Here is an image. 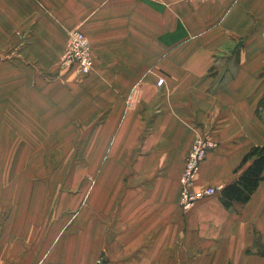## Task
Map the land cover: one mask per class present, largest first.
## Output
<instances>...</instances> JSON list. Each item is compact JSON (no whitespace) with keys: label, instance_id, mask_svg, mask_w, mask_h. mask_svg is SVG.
Wrapping results in <instances>:
<instances>
[{"label":"crops","instance_id":"1","mask_svg":"<svg viewBox=\"0 0 264 264\" xmlns=\"http://www.w3.org/2000/svg\"><path fill=\"white\" fill-rule=\"evenodd\" d=\"M73 30L87 75L59 67ZM198 136L195 189L264 146V0H0L1 264H264V170L244 204L181 209ZM64 176L75 197L43 185Z\"/></svg>","mask_w":264,"mask_h":264},{"label":"built area","instance_id":"2","mask_svg":"<svg viewBox=\"0 0 264 264\" xmlns=\"http://www.w3.org/2000/svg\"><path fill=\"white\" fill-rule=\"evenodd\" d=\"M207 1V0H196ZM93 59L91 56V45L86 37L77 30L69 33L67 47L60 58V67L62 69L73 70L78 75H87L91 72ZM164 84L162 78L158 79L157 85ZM210 140L197 138L191 145L190 151L186 156V167L183 175L180 177V198L179 204L183 210L190 209L198 200L209 197L214 194L213 188L195 189L192 187L194 176L198 165L204 160L209 150L215 146ZM102 256L98 257L94 264H103ZM1 264V263H0Z\"/></svg>","mask_w":264,"mask_h":264},{"label":"trees","instance_id":"3","mask_svg":"<svg viewBox=\"0 0 264 264\" xmlns=\"http://www.w3.org/2000/svg\"><path fill=\"white\" fill-rule=\"evenodd\" d=\"M250 160L243 173L221 191V201L225 207L233 203H246L262 181L264 170V146L253 147L243 158L242 164Z\"/></svg>","mask_w":264,"mask_h":264},{"label":"rangeland","instance_id":"4","mask_svg":"<svg viewBox=\"0 0 264 264\" xmlns=\"http://www.w3.org/2000/svg\"><path fill=\"white\" fill-rule=\"evenodd\" d=\"M60 67V66H59ZM64 70V69H63ZM75 163H71V162H59L56 169L58 171H62V173L67 172V170H69L70 168H76ZM48 168L50 169V165L46 162L43 163V169ZM51 181L55 182V186L59 187L60 191L62 190H66L68 189V193L70 196H76L78 191H80L81 187H82V179H77V178H73V177H69V176H64L62 178H49V180L46 181L45 184H43L44 186H50L51 185ZM67 188V189H66ZM82 203V202H81ZM80 202L78 203V205H76L75 207H69L63 210L61 215H70L73 214V218H75L78 213H80L82 211V204ZM60 215V216H61ZM102 255V253H100L96 259L98 257H100ZM104 258V257H103ZM96 259L94 260L93 264L95 263Z\"/></svg>","mask_w":264,"mask_h":264},{"label":"bare ground","instance_id":"5","mask_svg":"<svg viewBox=\"0 0 264 264\" xmlns=\"http://www.w3.org/2000/svg\"><path fill=\"white\" fill-rule=\"evenodd\" d=\"M208 1V0H207ZM78 31V30H77ZM68 39H69V37H68ZM68 42V41H67ZM66 47H67V45H66ZM66 49V48H65ZM63 54V53H62ZM61 58V57H60ZM59 66H60V62H59ZM92 68H93V66H91ZM61 68V67H60ZM62 69V68H61ZM66 70H68V69H66ZM197 138H201V139H204V140H210L209 142H211L212 144H214V146L216 147L217 146V143H216V141H214V140H212V139H209V138H206V137H202V136H198V137H196L195 139H197ZM194 139V140H195ZM194 142V141H193ZM193 144V143H192ZM214 147V148H215ZM191 148V147H190ZM213 148V149H214ZM213 149H211V150H213ZM211 150H209L208 151V153L211 151ZM189 151H190V149H189ZM189 151H188V153H189ZM187 153V154H188ZM207 153V154H208ZM187 156V155H186ZM207 156V155H206ZM206 159V157L204 158V160ZM203 160V161H204ZM203 161H201L200 163H199V165H198V168H197V171H196V173H195V176H194V182H195V179H196V176L198 175V172H199V170H200V166H201V163L203 162ZM185 167H186V158H185V162H184V167H183V170H182V173H181V175H180V177L183 175V173H184V170H185ZM180 177H179V185H180ZM192 187L194 188V183L192 184ZM207 188H213L214 190H215V192H214V194L213 195H215L219 190H222V187L221 186H218V187H216V188H214V187H207ZM207 188H204V189H207ZM213 195H211V196H213ZM210 197V196H209ZM180 198V197H179ZM207 198V197H206ZM204 199V198H203ZM202 200V199H201ZM198 201H200V200H198ZM197 201V202H198ZM196 202V203H197ZM195 203V204H196ZM194 204V205H195ZM194 205L190 208V209H192L193 207H194ZM181 209H182V206H181ZM190 209H188V210H190ZM183 210V209H182ZM188 210H183V211H188ZM103 257H104V255H103ZM104 260H105V257L103 258ZM104 264V263H103Z\"/></svg>","mask_w":264,"mask_h":264}]
</instances>
